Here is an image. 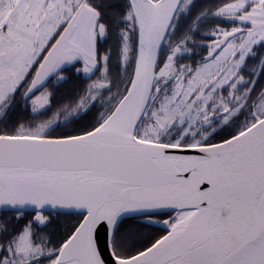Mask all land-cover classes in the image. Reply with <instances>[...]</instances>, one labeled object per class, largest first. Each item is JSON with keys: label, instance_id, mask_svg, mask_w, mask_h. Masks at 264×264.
Instances as JSON below:
<instances>
[{"label": "snow or ice", "instance_id": "snow-or-ice-1", "mask_svg": "<svg viewBox=\"0 0 264 264\" xmlns=\"http://www.w3.org/2000/svg\"><path fill=\"white\" fill-rule=\"evenodd\" d=\"M0 264H264V0H0Z\"/></svg>", "mask_w": 264, "mask_h": 264}]
</instances>
